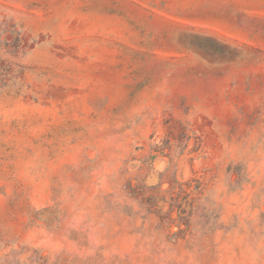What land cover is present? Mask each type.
Returning a JSON list of instances; mask_svg holds the SVG:
<instances>
[{
	"label": "rangeland",
	"instance_id": "obj_1",
	"mask_svg": "<svg viewBox=\"0 0 264 264\" xmlns=\"http://www.w3.org/2000/svg\"><path fill=\"white\" fill-rule=\"evenodd\" d=\"M0 264H264V0H0Z\"/></svg>",
	"mask_w": 264,
	"mask_h": 264
}]
</instances>
